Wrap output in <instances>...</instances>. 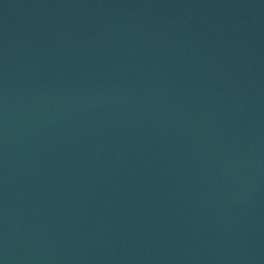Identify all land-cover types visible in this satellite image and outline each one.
Here are the masks:
<instances>
[{"label": "water", "instance_id": "95a60500", "mask_svg": "<svg viewBox=\"0 0 264 264\" xmlns=\"http://www.w3.org/2000/svg\"><path fill=\"white\" fill-rule=\"evenodd\" d=\"M0 264H264V0H0Z\"/></svg>", "mask_w": 264, "mask_h": 264}]
</instances>
